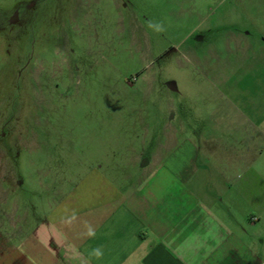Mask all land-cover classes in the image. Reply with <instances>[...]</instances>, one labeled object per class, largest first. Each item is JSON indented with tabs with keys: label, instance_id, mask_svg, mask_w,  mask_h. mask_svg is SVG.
I'll list each match as a JSON object with an SVG mask.
<instances>
[{
	"label": "crops",
	"instance_id": "0c3cea01",
	"mask_svg": "<svg viewBox=\"0 0 264 264\" xmlns=\"http://www.w3.org/2000/svg\"><path fill=\"white\" fill-rule=\"evenodd\" d=\"M214 1L216 39L193 63L216 110L103 147L120 156L67 189L45 174L46 207L0 215V264H264V0Z\"/></svg>",
	"mask_w": 264,
	"mask_h": 264
},
{
	"label": "rangeland",
	"instance_id": "374dc122",
	"mask_svg": "<svg viewBox=\"0 0 264 264\" xmlns=\"http://www.w3.org/2000/svg\"><path fill=\"white\" fill-rule=\"evenodd\" d=\"M218 28L214 0H0V215L120 156L103 147L202 124L215 85L193 62Z\"/></svg>",
	"mask_w": 264,
	"mask_h": 264
}]
</instances>
